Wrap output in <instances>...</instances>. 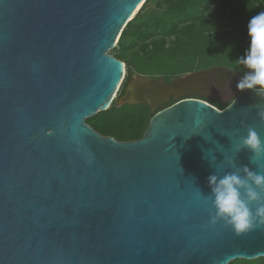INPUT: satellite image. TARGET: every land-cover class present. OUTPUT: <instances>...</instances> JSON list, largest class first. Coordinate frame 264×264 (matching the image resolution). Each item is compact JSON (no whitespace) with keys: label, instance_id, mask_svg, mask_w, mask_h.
<instances>
[{"label":"water","instance_id":"obj_1","mask_svg":"<svg viewBox=\"0 0 264 264\" xmlns=\"http://www.w3.org/2000/svg\"><path fill=\"white\" fill-rule=\"evenodd\" d=\"M145 1L0 0V264L264 257V226L238 236L211 225L202 199L210 174L235 170L226 157L256 168L251 152L235 148L249 126L264 140V99L244 90L219 109L193 96L218 99L214 88L237 85L243 73L131 76L120 105L153 111L175 100L137 139L117 140L86 121L123 82L125 64L109 51Z\"/></svg>","mask_w":264,"mask_h":264},{"label":"trees","instance_id":"obj_2","mask_svg":"<svg viewBox=\"0 0 264 264\" xmlns=\"http://www.w3.org/2000/svg\"><path fill=\"white\" fill-rule=\"evenodd\" d=\"M150 1L155 3L149 5ZM260 11H264V0H146L113 48L112 55L125 64L117 99L135 74L170 82L175 76L213 67L242 72L236 59L248 47L247 22ZM193 96L219 109L230 103ZM117 99L86 120L99 133L117 140L140 138L152 114L175 101L170 97L152 111L145 104L118 106ZM229 264H264V257Z\"/></svg>","mask_w":264,"mask_h":264},{"label":"clouds","instance_id":"obj_3","mask_svg":"<svg viewBox=\"0 0 264 264\" xmlns=\"http://www.w3.org/2000/svg\"><path fill=\"white\" fill-rule=\"evenodd\" d=\"M258 6V5H255ZM248 47L236 64L243 66V75L237 82L240 91L252 90L264 99V11H260L247 22ZM258 116L264 120V108L258 109ZM239 132V130H237ZM247 149L252 153L251 161L256 168L247 165L236 167L231 157L226 161L235 170L216 172L207 177L210 194L202 195L205 205L209 204V223L222 222L234 234L243 235L264 226V140L249 126L246 134L239 137L237 152ZM213 160L215 157L212 158Z\"/></svg>","mask_w":264,"mask_h":264},{"label":"rangeland","instance_id":"obj_4","mask_svg":"<svg viewBox=\"0 0 264 264\" xmlns=\"http://www.w3.org/2000/svg\"><path fill=\"white\" fill-rule=\"evenodd\" d=\"M155 2L154 1H150L148 4L149 5H153ZM113 52H114V50L113 49H111L110 51H109V53L110 54H113ZM198 71H201V70H195V71H193V72H198ZM193 72H189V73H193ZM239 72V71H238ZM240 73H242V72H240ZM185 74H187V73H185ZM185 74H182V75H185ZM138 75V74H137ZM182 75H178V76H182ZM178 76H175V77H173L171 80H173V79H175L176 77H178ZM125 77V76H124ZM150 78H152V77H150ZM154 78H157V77H154ZM162 78V77H161ZM124 80V79H123ZM119 90H120V87H119ZM119 90L117 91V93H116V96H115V98L114 99H117L118 98V94H119ZM240 90H238L232 83H231V81H229V80H227L224 84H223V88H222V90H219V89H217L216 87L214 88V91L211 93L214 97L215 96H219L218 97V99H220V100H222V101H224V102H230L237 94H238V92H239ZM204 96H206V97H209V98H213V97H211V96H209V95H204ZM118 101H119V99H117L116 101H115V103L119 106L120 104L118 103ZM124 129L125 128H123V130L122 131H124Z\"/></svg>","mask_w":264,"mask_h":264},{"label":"bare ground","instance_id":"obj_5","mask_svg":"<svg viewBox=\"0 0 264 264\" xmlns=\"http://www.w3.org/2000/svg\"><path fill=\"white\" fill-rule=\"evenodd\" d=\"M139 9H140V6L135 10V12H138ZM117 39H119V36L117 37ZM129 98H130V95L126 99H129Z\"/></svg>","mask_w":264,"mask_h":264},{"label":"flooded vegetation","instance_id":"obj_6","mask_svg":"<svg viewBox=\"0 0 264 264\" xmlns=\"http://www.w3.org/2000/svg\"><path fill=\"white\" fill-rule=\"evenodd\" d=\"M229 81H231V83L236 87V85L233 83V81L232 80H229ZM237 88V87H236ZM222 90V89H221ZM240 92V91H239ZM238 92V93H239ZM170 97H173V96H170ZM174 98V97H173ZM212 99H215V98H212Z\"/></svg>","mask_w":264,"mask_h":264}]
</instances>
